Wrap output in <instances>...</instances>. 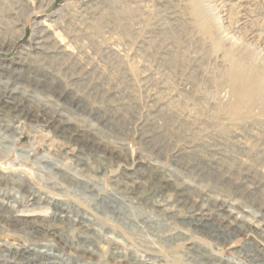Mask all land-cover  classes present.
<instances>
[{"label": "rangeland", "instance_id": "rangeland-1", "mask_svg": "<svg viewBox=\"0 0 264 264\" xmlns=\"http://www.w3.org/2000/svg\"><path fill=\"white\" fill-rule=\"evenodd\" d=\"M259 45L264 0H0V216L65 264H264Z\"/></svg>", "mask_w": 264, "mask_h": 264}, {"label": "bare ground", "instance_id": "bare-ground-1", "mask_svg": "<svg viewBox=\"0 0 264 264\" xmlns=\"http://www.w3.org/2000/svg\"><path fill=\"white\" fill-rule=\"evenodd\" d=\"M219 17H220L219 15L218 16L216 15V20H217V22H216L217 23L216 24L217 29L216 30L217 31L216 30L215 31H216V34L218 36L217 37L218 39L219 38L224 39L232 47H237L238 45L242 44V45H244L242 47H244L245 50H251L250 46L256 45V43H249V42L246 43L243 36H240L237 34H229V30H227L226 26L223 25V22L220 20ZM256 46L258 47V45H256ZM259 48L260 49L257 52H252L251 54L256 56V58L258 59L257 61H260L262 64H264V46L259 45ZM235 89L233 88L234 92H237L238 88L235 87ZM251 90H252V87H251L250 91ZM15 92L16 91L13 89L12 90H8V89L1 90L0 89V110H3L5 107H7L9 109L14 104V103H12V105H9V103H5V101H3V100L1 101V97L2 96H8L10 98H13V95ZM242 92H243V88L240 89V92L238 94V97H239L238 104H242L241 101L242 102L246 101L244 98L241 97ZM13 100H14V98H13ZM34 113L35 112L30 105L28 107L27 111L20 112L18 115H15L14 117L25 116V117H31L32 118L35 116ZM84 143H88V145L87 144L86 145L89 146L90 148L101 150L103 152H109V154H110L109 149H104L103 147L101 148V146H99L98 144H96L94 142H89L87 139L84 140ZM0 152H1V150H0ZM130 192H131V190H130ZM32 225H34V223L30 224V223H27L25 221H18V220H14V219L10 220V219H7V218L0 216V233L11 230V229L19 231V232L24 231V232L28 233L27 237L30 239L29 242H26V240H25V242L19 243L16 245L15 243L9 242L6 238L3 237L1 239L2 242L0 243V253H2V255H5V256H11L12 258H15V257L20 258L23 256L26 257L27 253L32 254L33 256H39L38 254H40L41 257L45 260V262H42L40 264H65V262L63 261L65 259L61 258L62 255L58 254L59 252H57V250H58L57 246L55 247L54 244L49 242L50 240L40 241L42 236H43L44 231L43 230L42 231L36 230ZM230 225H231V223L226 224V221L224 220V218L218 219L217 224H216L217 228L221 231L222 230L229 231L228 227ZM59 238L62 241V243L67 240L66 237H64V236H59ZM89 239H90V237H89ZM62 243L60 245L63 248L64 245ZM216 264H220V261Z\"/></svg>", "mask_w": 264, "mask_h": 264}]
</instances>
